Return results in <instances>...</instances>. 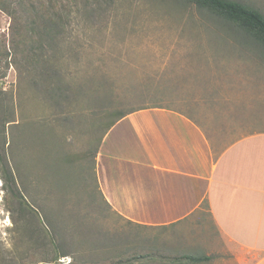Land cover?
<instances>
[{"label": "rangeland", "instance_id": "rangeland-1", "mask_svg": "<svg viewBox=\"0 0 264 264\" xmlns=\"http://www.w3.org/2000/svg\"><path fill=\"white\" fill-rule=\"evenodd\" d=\"M237 1L264 14V0ZM77 6L71 24L60 27L59 41L48 48L51 70L69 88L61 106L35 85L33 72L12 49L14 20L0 10V91L21 122L7 126L0 139V255L9 263L26 251L18 242L22 214L3 188L7 142L34 214L42 225L50 220L60 228L71 252L57 264H204L206 220L185 237L127 222L101 198L93 154L118 111L173 108L209 128L214 121L240 127L242 113L254 105L264 113V50L188 0H78ZM232 128L208 133L225 142L250 133L245 125ZM48 153L52 172L43 164ZM40 259L31 256L25 264H55Z\"/></svg>", "mask_w": 264, "mask_h": 264}, {"label": "crops", "instance_id": "crops-1", "mask_svg": "<svg viewBox=\"0 0 264 264\" xmlns=\"http://www.w3.org/2000/svg\"><path fill=\"white\" fill-rule=\"evenodd\" d=\"M189 114L152 107L116 122L95 159L100 190L127 222L173 237L206 220L204 264H264V113L211 128ZM242 125L250 133L232 141L208 133Z\"/></svg>", "mask_w": 264, "mask_h": 264}, {"label": "trees", "instance_id": "trees-1", "mask_svg": "<svg viewBox=\"0 0 264 264\" xmlns=\"http://www.w3.org/2000/svg\"><path fill=\"white\" fill-rule=\"evenodd\" d=\"M188 2L195 5L201 12L216 17L226 26L238 30L249 41L251 40L264 50V14L255 7L237 0H188ZM77 5L78 0H0V10L6 12L14 20L12 49L18 50L19 59L27 65L28 73L33 72L30 76L33 77L35 85L53 103L60 106L63 103L61 100L69 99L67 96L69 88L62 75L51 70L48 61H50L52 54L49 53L48 48L59 41V36L63 34L60 27L64 26V23L71 24L73 18L71 10L73 7H79ZM42 59L45 63L41 65ZM14 63L16 64V61ZM16 65L18 66V64ZM38 72L40 74L36 75ZM21 90L22 86L19 88V97L22 96ZM8 101L12 100H9L4 92L0 91V139L6 137L7 126H12V129L19 128L21 123L16 119V112L10 111ZM20 101L17 103L21 109L22 103L20 104ZM142 109L145 107L114 113V119L104 128L95 148L93 154L94 173L95 159L107 132L119 120ZM6 144L7 142L3 143L4 153L1 155L3 188L6 191V198H12L22 214L24 222L18 229V242L19 247L26 245V251L19 256V260L14 257L9 263L7 257L1 254L0 262L25 264L29 257L40 256L42 262L57 264L62 257L71 255V252L64 249L65 243L61 239L60 228L48 219V225H42L41 220L34 214L33 207L26 200L25 192L28 188L22 173L19 172L15 153L10 149L9 153L12 157V162H10L5 149ZM12 163L18 171V177L13 171ZM43 164L45 170L51 171L54 168L55 164L52 162L50 153L43 159ZM95 180L101 198L110 208L100 190L96 174Z\"/></svg>", "mask_w": 264, "mask_h": 264}]
</instances>
